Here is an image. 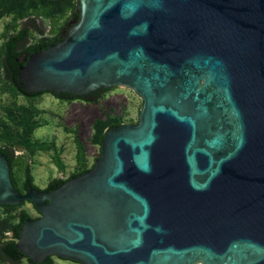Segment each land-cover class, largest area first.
I'll return each instance as SVG.
<instances>
[{
	"label": "water",
	"instance_id": "95a60500",
	"mask_svg": "<svg viewBox=\"0 0 264 264\" xmlns=\"http://www.w3.org/2000/svg\"><path fill=\"white\" fill-rule=\"evenodd\" d=\"M61 32L24 59L25 91L125 87L143 106L53 191H19L0 152V206L40 214L19 251L36 264H264V0H76Z\"/></svg>",
	"mask_w": 264,
	"mask_h": 264
},
{
	"label": "rangeland",
	"instance_id": "374dc122",
	"mask_svg": "<svg viewBox=\"0 0 264 264\" xmlns=\"http://www.w3.org/2000/svg\"><path fill=\"white\" fill-rule=\"evenodd\" d=\"M76 12V0H0V148L14 152L13 177L21 192L25 171L44 190L56 175L90 170L100 156L104 132L113 124H137L143 101L132 90L114 87L97 103L66 100L52 93L26 97L13 90L1 68L3 47L11 34L21 30L26 19L42 20L46 31L29 29V44L60 33ZM25 211L40 217L31 203L14 208L0 206V244L10 241L12 227ZM53 264H79L53 257ZM8 264V263H0ZM22 264H27L24 261Z\"/></svg>",
	"mask_w": 264,
	"mask_h": 264
},
{
	"label": "trees",
	"instance_id": "16d2710c",
	"mask_svg": "<svg viewBox=\"0 0 264 264\" xmlns=\"http://www.w3.org/2000/svg\"><path fill=\"white\" fill-rule=\"evenodd\" d=\"M76 18H78V13L76 14ZM75 18V19H76ZM28 34L29 28L24 27L19 30L16 34H11L8 36L4 43L3 47V55L1 59V68L4 72L5 78L9 83H11L12 88L17 93L26 96V97H36L43 93H29L24 90V82L19 78L20 75V66L24 64V59L36 52L45 50L49 48L51 45L58 44L63 39H65L67 34L63 32L58 33L53 37H41L35 43L29 44L28 42ZM109 89H100L98 92L86 95L84 97H73L67 94H54L58 98L66 99V100H76L80 99L88 103H97L102 95L108 92ZM121 124H113L109 128H114L116 126H120ZM104 137V136H103ZM103 139V138H102ZM0 152H2L10 161L11 170H12V180L17 187V183L13 177V164H14V153L9 148H0ZM93 168V167H92ZM91 168V169H92ZM89 170H83L71 175L68 179L78 177ZM66 179V180H68ZM65 179H53L49 182L45 191H53L59 188L65 181ZM23 189L28 191L30 189H39L33 180V176L29 168L25 171V177L23 182ZM19 190V189H18ZM20 191V190H19ZM24 205V204H23ZM20 205V206H23ZM20 206H4L5 208H14ZM3 207V206H2ZM32 217L25 211H22L19 214V222L14 227H12V237L10 241L4 242L0 244V263H9V264H22L24 261L27 264H36L27 258L24 254H22L18 249V240L20 238V228L21 225L31 219ZM34 219V218H33ZM37 219V218H36ZM45 264H53V260L50 259Z\"/></svg>",
	"mask_w": 264,
	"mask_h": 264
},
{
	"label": "crops",
	"instance_id": "0c3cea01",
	"mask_svg": "<svg viewBox=\"0 0 264 264\" xmlns=\"http://www.w3.org/2000/svg\"><path fill=\"white\" fill-rule=\"evenodd\" d=\"M58 178H60V177H58V175H56L55 177H53V179H58ZM53 179H52V180H53ZM50 181H51V179L47 181L46 185H45L44 188H43L44 190L47 188V186H48V184H49ZM23 182H24V179H22V183H23ZM36 186H37V184H36ZM37 187H38V186H37ZM38 188H39V187H38ZM39 189H40V188H39Z\"/></svg>",
	"mask_w": 264,
	"mask_h": 264
},
{
	"label": "built area",
	"instance_id": "2783aa9c",
	"mask_svg": "<svg viewBox=\"0 0 264 264\" xmlns=\"http://www.w3.org/2000/svg\"><path fill=\"white\" fill-rule=\"evenodd\" d=\"M10 236L12 237V233H10Z\"/></svg>",
	"mask_w": 264,
	"mask_h": 264
}]
</instances>
